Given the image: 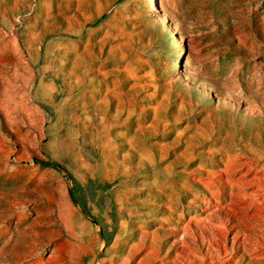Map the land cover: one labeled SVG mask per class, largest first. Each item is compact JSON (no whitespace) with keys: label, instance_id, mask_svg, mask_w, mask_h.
Instances as JSON below:
<instances>
[{"label":"rangeland","instance_id":"obj_1","mask_svg":"<svg viewBox=\"0 0 264 264\" xmlns=\"http://www.w3.org/2000/svg\"><path fill=\"white\" fill-rule=\"evenodd\" d=\"M0 264H264V0H0Z\"/></svg>","mask_w":264,"mask_h":264},{"label":"trees","instance_id":"obj_2","mask_svg":"<svg viewBox=\"0 0 264 264\" xmlns=\"http://www.w3.org/2000/svg\"><path fill=\"white\" fill-rule=\"evenodd\" d=\"M37 162L45 167H51L59 171H63V168L61 167V165H59L56 162H44V161H37Z\"/></svg>","mask_w":264,"mask_h":264}]
</instances>
